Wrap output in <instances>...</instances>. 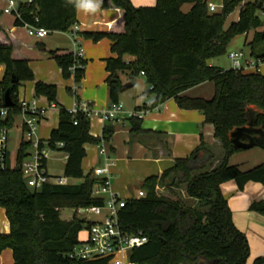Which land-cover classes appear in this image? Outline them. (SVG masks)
I'll use <instances>...</instances> for the list:
<instances>
[{"label": "trees", "instance_id": "1", "mask_svg": "<svg viewBox=\"0 0 264 264\" xmlns=\"http://www.w3.org/2000/svg\"><path fill=\"white\" fill-rule=\"evenodd\" d=\"M31 1L20 2L16 27L32 25L49 33H68L77 26L78 0ZM156 3L153 7L137 8L130 0H104L100 7L118 10L119 18L105 33L84 34L95 43L108 39L112 53L117 55L105 61L110 104H118L124 92L120 75L126 76L133 86L143 76L150 88L146 94L152 100L144 103L141 110H154L173 99L180 109L200 111L205 123L213 126L214 138L221 143L224 154L220 163L210 169L214 154L201 139L189 157L175 160L172 168L141 183L145 197L127 200L119 212L122 231L127 235L142 232L148 238L147 244L130 252L129 263L247 264L251 253L247 238L236 228L220 187L228 181H235L240 191L250 182L264 186V165L247 172L229 165L230 157L242 152L232 145V132L248 128L264 133V76L258 72L225 71L211 67L209 61L225 55L235 36L253 34L247 44L251 58L264 63V53L260 51L264 46V30L259 17L264 14V0L247 3L223 0L221 10L216 13L209 12L206 0H156ZM186 4L192 7L183 13ZM237 10L238 21L225 29L228 18ZM32 46L55 61L63 80L73 77L76 86L82 82L86 61L77 60L73 50H50L43 42ZM126 56L132 61L127 62ZM0 65L5 68L0 96L10 89L14 101L5 120H0V128L12 130L16 117L22 114L19 89L35 79L28 59L16 52L15 41L2 22V12ZM206 82H213L215 87L211 101L182 96ZM67 92L74 94L71 89ZM34 96L45 97L59 109L58 126L47 143L53 151L67 156L63 178L83 179L84 146L100 145L102 140L90 134V121L85 115L73 114L58 104L56 86L36 82ZM131 121H135L133 133H142L141 120ZM104 132V138L109 139L112 130ZM251 136L264 141V136L254 133ZM58 143L63 144L62 149H58ZM30 149V143L22 142L15 166H9L7 154L6 166L0 168V208L5 211L10 228L9 234L0 233V253L11 250L15 264H109V259L79 262L70 258L80 244V233L91 225L78 216L77 210L104 204L92 197L98 184L92 172L80 185L49 183L31 190L21 170ZM157 188H163L168 196L158 194ZM63 209L75 210L70 221L60 218ZM249 210L264 216V202H253ZM252 264H264V255Z\"/></svg>", "mask_w": 264, "mask_h": 264}, {"label": "crops", "instance_id": "2", "mask_svg": "<svg viewBox=\"0 0 264 264\" xmlns=\"http://www.w3.org/2000/svg\"><path fill=\"white\" fill-rule=\"evenodd\" d=\"M102 1L104 0L77 1L76 19L79 31L75 33L54 32L48 33L44 39H37L28 36L26 27H16L15 17L6 18L2 21L5 29L15 41L17 54L28 59L29 66L34 74L35 80L33 82H27L20 87L19 100L35 102L37 107L44 110L46 114L38 122L37 131L31 138H28L23 132L24 118L22 116L16 117L12 127L13 138L10 136L12 130L9 131L8 135L9 146L7 154L9 163L11 162L10 146L16 152L15 162L22 142H28V144L35 140L47 142L51 132L58 126L59 109L50 105L45 97L36 98L34 96L36 82L56 86L57 102L67 110H72L79 101L88 102L91 106L98 109L110 106L108 83H106L108 73L105 61L110 58H117V55L114 52L112 53L111 42L108 39H102L95 43L93 40L84 37V34L87 33L107 32L112 23L119 18L118 10L102 9L100 7ZM249 1L253 0H244L246 3ZM130 2L137 8L153 7L157 4L156 0H130ZM206 2L209 5V0H206ZM222 2L223 0L221 1V6L218 7L219 11L222 8ZM191 7L190 4L184 5L182 12L188 13ZM238 17L239 10L236 21H238ZM249 35L253 36V34L243 35L245 39L243 40V45L251 42V40L248 42ZM37 42H43L50 50L65 49L73 50L74 52L76 46L81 47L84 51L83 60L86 61L82 82L76 86L73 77L63 80L61 70L55 61L32 46ZM236 48H239V44L234 41L228 47L227 53L237 51L238 49ZM260 49L264 53V46L260 47ZM125 60L130 62L132 58L127 57ZM209 64L211 67L215 66L213 60H210ZM263 68L264 63L259 66V72L264 76V73H262ZM4 71V66L0 65V80L4 76ZM247 73L255 72L251 70ZM140 77L145 80L143 76ZM120 78L122 80L121 75ZM124 80L126 81L123 82L124 84L130 83L127 78ZM68 89H71L74 94L69 95ZM149 89V87L143 89V94L132 97V102L126 109L120 99L119 104L122 109L115 119L103 122L99 118H94L90 122V134L95 138H100L106 149H108L111 165L107 167L110 172L112 189L125 199L136 197L125 183L128 177L134 175V172H136L135 175L138 174V184L141 186L145 179L151 176H160L165 170L172 168L175 160L189 157L201 144V139L214 154V159L209 165L210 169L220 163L224 154L221 143L214 138L213 126L205 123V117L200 111L180 109L177 102L173 99L166 101L154 110H141L140 108L144 103L146 104L152 100L151 96L146 95ZM125 93L126 90H124L123 94ZM214 95L215 87L213 82L203 83L182 94V96L189 98H201L210 101ZM137 118L141 120L142 133L134 134L132 130L135 121L131 120ZM109 130H112V133L109 139H105L104 131ZM87 145L84 146L86 148V157L82 162L84 174H89L98 166H106L99 153V145H94L91 149ZM59 152L62 153V156L58 160L63 161L65 166L67 156L63 152L54 151L52 154ZM31 154L32 150L30 149L29 155ZM47 162L46 171L48 176L52 180H55V178L64 179L63 177L51 176L48 172ZM229 165L237 167L241 172L251 171L259 165H264V148L256 146L237 152L230 157ZM64 180L65 185H71L70 181H76ZM77 181L79 183H72V185H80L83 179H77ZM182 190L184 192V188ZM220 190L227 200L236 228L247 238L251 252L247 264H252L256 258L264 255V216L251 212L249 207L253 202H264V186L250 182L246 184L243 191H240L235 181H228L221 185ZM60 218L62 219L61 213ZM62 220L65 221L64 219ZM9 232V222L5 211L0 208V233L7 235ZM0 264H15L11 250L7 249L0 253ZM127 264L131 263L128 261Z\"/></svg>", "mask_w": 264, "mask_h": 264}, {"label": "built area", "instance_id": "3", "mask_svg": "<svg viewBox=\"0 0 264 264\" xmlns=\"http://www.w3.org/2000/svg\"><path fill=\"white\" fill-rule=\"evenodd\" d=\"M6 7L3 9V13L7 15H13L15 18L20 17L18 0H6ZM31 0H27V3H31ZM210 13L217 12V6H208ZM28 36L37 39H44L48 35V31L43 28H37L32 25H26ZM77 26L73 27L69 32H78ZM74 50V57L83 59L84 51L81 47L76 46ZM229 60L232 62V69L247 73L251 70L259 72V66L261 62L254 60L251 57H246L244 53L230 52L228 55ZM1 103L2 98L0 96ZM20 116L24 118L23 132L31 138L37 131V125L40 120L43 119L45 111L38 108L35 102H26L19 100ZM121 105L110 104L108 108L98 109L91 106L88 102L79 101L72 110H69L73 114L81 113L85 115L91 122L94 118H99L103 122L113 120L121 112ZM9 108H5L4 105H0V120H5L7 117ZM76 124V123H75ZM9 129L0 128V168L4 169L6 166V156L8 148V135ZM32 154L27 157L21 166L22 174L27 184V187L31 190H39L45 184L53 183L58 185H65L64 179L52 180L46 171V162L49 159L52 152H54L47 142H41L35 140L30 143ZM58 149L63 148L62 143L56 145ZM99 153L104 161L105 167L98 166L92 171V178L98 182L93 191V198L103 200L104 204L101 207H90L88 209L77 210L79 217L84 218L88 215L100 216V220L90 222L84 228L85 237L80 240V244L70 254V258L73 261L90 262L99 259H109V264H127L129 261V253L134 249H140L148 243V238L143 233H137L134 235H127L122 231L119 223V212L123 209L127 203V200L120 197L113 191L111 186L110 172L107 166H110L108 157V149H106L103 142L99 145ZM144 191H139L135 199L144 198ZM132 199V198H131ZM104 212V215L102 214ZM86 221L87 219L84 218Z\"/></svg>", "mask_w": 264, "mask_h": 264}, {"label": "rangeland", "instance_id": "4", "mask_svg": "<svg viewBox=\"0 0 264 264\" xmlns=\"http://www.w3.org/2000/svg\"><path fill=\"white\" fill-rule=\"evenodd\" d=\"M18 1L24 2L27 0H18ZM221 1L222 0H209V5L210 4L218 5L217 6V12H218L219 11L218 7L221 6ZM6 4H7L6 0H0V12H2V21L5 20L6 18L14 17L13 15H7V14L3 13V9L6 7ZM237 16H238V10L236 12H234L228 18L227 23L225 24L224 28L227 29L232 22H235ZM259 17L263 23V27L261 28V30L263 31L264 30V14H260ZM252 38H253V36L249 35L248 42L250 40H252ZM243 40H245L243 35L235 36L232 39L231 43H233L234 41L238 42L239 48H236L238 50L235 52H237V53L242 52L248 58V57H250V48L247 45L248 43L243 45ZM227 52H228V49H227ZM229 53H226L223 56H220L218 58L213 59V62L215 64L214 67H218V68L223 69V70L232 69V62L228 58ZM125 58H127V56ZM262 73H264V68H263ZM121 76H122V81L126 82L124 80L126 78V76H124V75H121ZM148 87L149 86L147 85L145 80L142 77H138L134 86H132L131 88L126 90V93L125 94L122 93V95L120 96V99L122 100L121 102H123V107L126 109L129 106V104L132 102L131 101L132 97L143 94V91H144L143 89H146ZM10 136L13 138V130H12V133ZM87 146L89 149H91L94 145L88 144ZM9 151H10V155H11L10 157H11V162H12V163L11 162L9 163V166L12 167L15 164L14 157H15L16 152H15V149L12 148V146H10ZM61 156H62V153H60V152L54 153V154L51 153L50 158L47 162L48 167H49L48 172L53 177H60V178L63 177L64 162L58 160V158H60ZM135 173L136 172H134V175H132L131 177H128V179H126V181L125 180L124 181L126 183V186L130 188L131 193H133L135 196H137L138 191H141L142 188L138 184V174L135 175ZM86 176H87V174H84L83 179ZM69 183L72 185V183H79V182L78 181H70ZM157 190H158L157 191L158 194L163 195V196H168V193L163 188H158ZM74 214H75L74 209H63V210H61V217L65 221H70L73 218ZM102 214L104 215V212H102ZM84 218H86L88 222H94V221L100 220L101 215L100 216L88 215V216H85ZM84 231H82L79 235L80 240L84 239V237H85Z\"/></svg>", "mask_w": 264, "mask_h": 264}, {"label": "water", "instance_id": "5", "mask_svg": "<svg viewBox=\"0 0 264 264\" xmlns=\"http://www.w3.org/2000/svg\"><path fill=\"white\" fill-rule=\"evenodd\" d=\"M15 81H13L14 83ZM132 86L131 83L123 85V90H127ZM11 90L8 89L3 97V105L5 108H12L14 106V101L11 98ZM251 133L257 134L258 136H264L261 130H250L248 128H240L231 133V143L232 145L241 150H248L254 146L264 148V141L251 136Z\"/></svg>", "mask_w": 264, "mask_h": 264}]
</instances>
